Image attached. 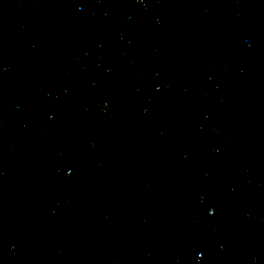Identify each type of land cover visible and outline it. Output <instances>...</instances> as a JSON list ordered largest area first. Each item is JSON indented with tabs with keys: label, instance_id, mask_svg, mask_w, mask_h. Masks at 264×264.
I'll return each mask as SVG.
<instances>
[{
	"label": "water",
	"instance_id": "1",
	"mask_svg": "<svg viewBox=\"0 0 264 264\" xmlns=\"http://www.w3.org/2000/svg\"><path fill=\"white\" fill-rule=\"evenodd\" d=\"M0 264H264V0H0Z\"/></svg>",
	"mask_w": 264,
	"mask_h": 264
}]
</instances>
